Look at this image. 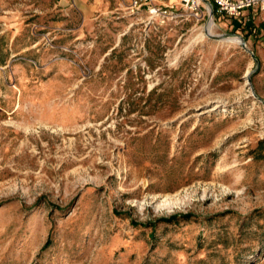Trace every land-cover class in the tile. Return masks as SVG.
Here are the masks:
<instances>
[{
  "label": "rangeland",
  "instance_id": "obj_1",
  "mask_svg": "<svg viewBox=\"0 0 264 264\" xmlns=\"http://www.w3.org/2000/svg\"><path fill=\"white\" fill-rule=\"evenodd\" d=\"M130 2L0 0V264H264V12Z\"/></svg>",
  "mask_w": 264,
  "mask_h": 264
},
{
  "label": "built area",
  "instance_id": "obj_2",
  "mask_svg": "<svg viewBox=\"0 0 264 264\" xmlns=\"http://www.w3.org/2000/svg\"><path fill=\"white\" fill-rule=\"evenodd\" d=\"M213 8L226 16L239 17L250 10L251 14L264 12V0H208ZM185 7L194 10L195 16L200 19L205 16L206 11L210 13L211 9L206 0H182ZM130 7L133 11L146 5L150 12L161 15H177L179 8L174 2H165V0H131Z\"/></svg>",
  "mask_w": 264,
  "mask_h": 264
},
{
  "label": "crops",
  "instance_id": "obj_3",
  "mask_svg": "<svg viewBox=\"0 0 264 264\" xmlns=\"http://www.w3.org/2000/svg\"><path fill=\"white\" fill-rule=\"evenodd\" d=\"M101 1L102 0H62L63 3L77 7L83 12V14L86 15H88L92 11L94 6ZM245 14L250 15V10H246Z\"/></svg>",
  "mask_w": 264,
  "mask_h": 264
},
{
  "label": "water",
  "instance_id": "obj_4",
  "mask_svg": "<svg viewBox=\"0 0 264 264\" xmlns=\"http://www.w3.org/2000/svg\"><path fill=\"white\" fill-rule=\"evenodd\" d=\"M206 2L209 4V6H210V9H211V11H210V13H211V15L213 14V5H212V3L210 2V1H208V0H206ZM228 34V33H227ZM241 36V44L243 45V47L246 49V50H248L251 54H252V56L256 59V60H258V58H257V56H256V54H255V52L247 45V43H246V40H245V38L242 36V35H240ZM212 37H215V38H219V36H212ZM249 78V80L251 79V72H249V76H248ZM253 91H254V89H253Z\"/></svg>",
  "mask_w": 264,
  "mask_h": 264
},
{
  "label": "bare ground",
  "instance_id": "obj_5",
  "mask_svg": "<svg viewBox=\"0 0 264 264\" xmlns=\"http://www.w3.org/2000/svg\"><path fill=\"white\" fill-rule=\"evenodd\" d=\"M212 22H213V20L210 21V23H212ZM210 23H209V25H210ZM209 25H208V26H209ZM207 34H209L210 36H215V35H213V34H210V32H208V31H207ZM230 36L237 37V39L241 42V37H240V36H237V35H230ZM227 37H228V36H227ZM219 39L222 40L221 36H219Z\"/></svg>",
  "mask_w": 264,
  "mask_h": 264
}]
</instances>
